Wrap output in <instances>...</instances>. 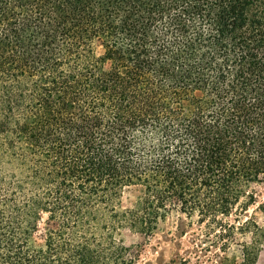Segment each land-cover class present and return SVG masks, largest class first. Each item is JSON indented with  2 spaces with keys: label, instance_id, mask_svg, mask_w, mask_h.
<instances>
[{
  "label": "trees",
  "instance_id": "1",
  "mask_svg": "<svg viewBox=\"0 0 264 264\" xmlns=\"http://www.w3.org/2000/svg\"><path fill=\"white\" fill-rule=\"evenodd\" d=\"M263 181L264 0H0V264H101L172 209L255 241Z\"/></svg>",
  "mask_w": 264,
  "mask_h": 264
},
{
  "label": "rangeland",
  "instance_id": "2",
  "mask_svg": "<svg viewBox=\"0 0 264 264\" xmlns=\"http://www.w3.org/2000/svg\"><path fill=\"white\" fill-rule=\"evenodd\" d=\"M256 192V203L250 206L241 217L239 224L233 222L235 216L228 220L235 226L248 221V227L255 223L264 232V216L259 205L264 201V181L253 185ZM138 192L130 189L120 198L121 209H132L136 203ZM8 201L0 200L4 207L2 218L9 217V209L5 208ZM46 215H43L39 229L44 230ZM250 222V223H249ZM258 232L255 238L251 232H236L232 239L221 240L212 235L204 234V225L197 223L196 217L191 220L180 214L176 209L170 210L164 219L158 220L149 235L132 232L129 228L122 229L112 240L106 235L101 241V264H240L244 244L258 245V257L255 264H264V235ZM41 243L39 237L35 238ZM222 243L227 244L225 251L220 250ZM253 243V244H254Z\"/></svg>",
  "mask_w": 264,
  "mask_h": 264
}]
</instances>
